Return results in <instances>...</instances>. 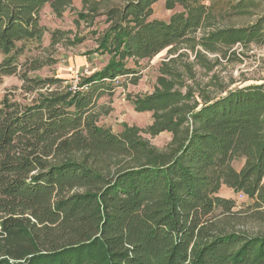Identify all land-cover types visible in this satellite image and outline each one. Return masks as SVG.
<instances>
[{
	"label": "trees",
	"instance_id": "1",
	"mask_svg": "<svg viewBox=\"0 0 264 264\" xmlns=\"http://www.w3.org/2000/svg\"><path fill=\"white\" fill-rule=\"evenodd\" d=\"M66 1L0 0V80L18 76L25 95L60 82L30 77L39 61L18 58L28 45L40 47L42 8L59 14ZM158 1L134 0L108 14L101 47L110 60L79 89L0 99V264H264V235L225 228L235 204L217 195L212 175L256 157L238 183L248 189L254 177L250 195L256 191L264 176V84L183 108L169 91L136 97V111L153 113L154 134H180L187 124L165 156L130 131L99 125L98 99L117 78H137L127 62L188 40L207 15L199 0H163L182 13L149 21ZM260 32L254 25L207 39L251 41ZM259 201L264 208V194Z\"/></svg>",
	"mask_w": 264,
	"mask_h": 264
},
{
	"label": "rangeland",
	"instance_id": "2",
	"mask_svg": "<svg viewBox=\"0 0 264 264\" xmlns=\"http://www.w3.org/2000/svg\"><path fill=\"white\" fill-rule=\"evenodd\" d=\"M134 0H67L62 12L54 13L45 5L40 12L42 39L39 48L27 46L18 58L19 64H32L38 60L40 68L30 72V77L56 79L60 82L29 95L20 91L18 76L0 80V99L9 92L16 99L29 102L52 91H65L78 87L81 81L103 69L110 56L103 52L102 39L110 28L108 14L121 11ZM206 7L207 15L199 29L189 39L175 44L150 60H127V67L136 71V80L117 78L113 91L98 99L95 113L99 125L114 134L130 131L158 155L165 156L181 144L179 133L150 131L152 112H138L132 102L136 97L148 96L156 91H169L179 96L177 107H191L201 104L206 98L226 95L230 91L264 84V0H199ZM176 5L166 8L163 0L152 6L149 21L168 22L174 14L182 13ZM261 28L251 41L220 40L209 44L207 36L217 31L244 29L253 26ZM57 32L52 43V35ZM4 57L0 54V61ZM133 80V79H132ZM16 89V91H15ZM257 158L246 161L235 159L226 170H215L218 177L217 195L234 202L233 216L227 217L228 231L243 232L246 235H264V208L260 197L264 194V176L251 196L254 177L247 186L239 185L240 178L256 163ZM256 187V185L254 186ZM218 213V212H217Z\"/></svg>",
	"mask_w": 264,
	"mask_h": 264
},
{
	"label": "built area",
	"instance_id": "3",
	"mask_svg": "<svg viewBox=\"0 0 264 264\" xmlns=\"http://www.w3.org/2000/svg\"><path fill=\"white\" fill-rule=\"evenodd\" d=\"M77 89H79V88L76 87V86H72V88H71L72 91H75V90H77ZM80 89H81V88H80Z\"/></svg>",
	"mask_w": 264,
	"mask_h": 264
}]
</instances>
